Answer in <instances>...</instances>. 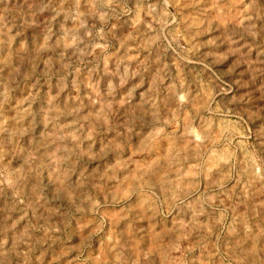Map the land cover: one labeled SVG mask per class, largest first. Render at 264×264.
I'll return each mask as SVG.
<instances>
[{"label": "rangeland", "instance_id": "1", "mask_svg": "<svg viewBox=\"0 0 264 264\" xmlns=\"http://www.w3.org/2000/svg\"><path fill=\"white\" fill-rule=\"evenodd\" d=\"M0 264H264V0H0Z\"/></svg>", "mask_w": 264, "mask_h": 264}]
</instances>
